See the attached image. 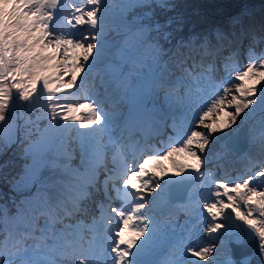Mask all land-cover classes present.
Returning a JSON list of instances; mask_svg holds the SVG:
<instances>
[{
    "label": "snow or ice",
    "instance_id": "snow-or-ice-1",
    "mask_svg": "<svg viewBox=\"0 0 264 264\" xmlns=\"http://www.w3.org/2000/svg\"><path fill=\"white\" fill-rule=\"evenodd\" d=\"M62 5L0 0V153L26 161L3 177L0 264H264L249 7L197 30L175 0H83L58 23Z\"/></svg>",
    "mask_w": 264,
    "mask_h": 264
},
{
    "label": "trees",
    "instance_id": "trees-1",
    "mask_svg": "<svg viewBox=\"0 0 264 264\" xmlns=\"http://www.w3.org/2000/svg\"><path fill=\"white\" fill-rule=\"evenodd\" d=\"M175 2L179 9L190 18V22L196 25L197 30L223 25L229 15L239 11L241 4L252 5L251 7L254 8L255 4L259 3L260 7L253 9L250 19L257 33L264 34V0H175ZM25 163L20 150L15 146L6 153H0V165H5L0 169V195L4 197L16 195L3 177L5 174L8 180L18 177Z\"/></svg>",
    "mask_w": 264,
    "mask_h": 264
},
{
    "label": "rangeland",
    "instance_id": "rangeland-1",
    "mask_svg": "<svg viewBox=\"0 0 264 264\" xmlns=\"http://www.w3.org/2000/svg\"><path fill=\"white\" fill-rule=\"evenodd\" d=\"M82 3H83V0H82ZM247 6L249 7L251 14H252L253 9H258L260 7L259 3H256L255 4L256 7H254V8L251 7L252 5L251 6L247 5ZM64 17L65 16L61 15V10H60V12L58 13V23H60ZM246 49H247V42H244L243 45H241V54H240V63L241 64H240V67H246L247 66L248 60H247V56H246ZM262 52H264V42H258V44L255 45V54L257 56H259ZM243 60H244V63H243ZM72 102L75 103V102H79V101H77L75 98H73ZM213 149L219 151L220 150V142L215 143L213 145ZM230 154H231V152L227 153V155L225 156L223 161H221V163L223 165L225 164L224 169L228 168V167L230 168L232 165H240V167L237 169L238 171L235 170L233 172L235 175L240 174L243 170L244 162L240 159L238 162H234L232 160H229L228 155H230ZM239 156L240 155H236L235 159H238ZM214 165H215V162H212L208 165V167L213 168ZM219 173H220V171L217 170V174H219ZM0 193H1V190H0Z\"/></svg>",
    "mask_w": 264,
    "mask_h": 264
},
{
    "label": "water",
    "instance_id": "water-1",
    "mask_svg": "<svg viewBox=\"0 0 264 264\" xmlns=\"http://www.w3.org/2000/svg\"><path fill=\"white\" fill-rule=\"evenodd\" d=\"M254 245H252V247H253Z\"/></svg>",
    "mask_w": 264,
    "mask_h": 264
}]
</instances>
